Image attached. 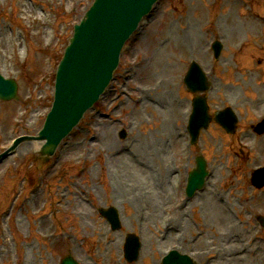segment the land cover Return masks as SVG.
I'll return each instance as SVG.
<instances>
[{
  "label": "rangeland",
  "instance_id": "obj_1",
  "mask_svg": "<svg viewBox=\"0 0 264 264\" xmlns=\"http://www.w3.org/2000/svg\"><path fill=\"white\" fill-rule=\"evenodd\" d=\"M93 1L0 0V72L19 83L17 98L0 99V152L21 140L0 162V264H60L70 252L79 264H160L172 248L198 264H264V187L251 183L264 165V134L250 127L264 117V21L255 16H264V0H162L125 43L118 78L96 102L109 116L88 110L61 154L47 158L38 134L57 66ZM216 38L226 49L217 59ZM194 59L213 82L204 92L211 112L227 104L241 122L234 135L212 123L195 145L186 128L197 93L183 80ZM200 153L213 176L182 214ZM38 176L46 182L30 192ZM24 193L30 204L20 210L16 201L4 216L9 197ZM109 206L117 230L99 212ZM168 224L182 229L163 238ZM130 234L142 241L137 262L125 258Z\"/></svg>",
  "mask_w": 264,
  "mask_h": 264
},
{
  "label": "water",
  "instance_id": "obj_2",
  "mask_svg": "<svg viewBox=\"0 0 264 264\" xmlns=\"http://www.w3.org/2000/svg\"><path fill=\"white\" fill-rule=\"evenodd\" d=\"M154 1L95 0L80 23L75 25L74 34L58 66L54 102L40 131L39 138L45 140L41 153L51 155L105 90L119 63L125 41ZM185 80L193 91L205 90L209 85L196 62L191 64ZM16 91L15 80L0 75V96L11 98ZM193 115L191 132L195 141L199 129L210 121L205 98L195 100ZM223 116L226 117L224 120ZM216 120L228 130L235 127L236 118L229 109L217 112ZM258 130H264V120L258 124ZM205 174L206 160L200 156L197 167L190 174L189 189L202 185ZM253 180L258 185L264 183V168L255 170ZM174 256L166 258L164 264H194L189 256H178L173 261ZM64 264L76 263L67 259Z\"/></svg>",
  "mask_w": 264,
  "mask_h": 264
},
{
  "label": "bare ground",
  "instance_id": "obj_3",
  "mask_svg": "<svg viewBox=\"0 0 264 264\" xmlns=\"http://www.w3.org/2000/svg\"><path fill=\"white\" fill-rule=\"evenodd\" d=\"M160 98H161V97H160ZM161 99H162V98H161ZM159 247L161 248V247H162V244L159 243ZM161 250H162V249H161ZM228 262H229V263H235L236 260H235V258L233 257V258H231V259L229 258Z\"/></svg>",
  "mask_w": 264,
  "mask_h": 264
}]
</instances>
